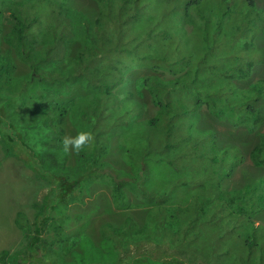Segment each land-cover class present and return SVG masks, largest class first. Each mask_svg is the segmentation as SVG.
<instances>
[{"label": "rangeland", "instance_id": "1", "mask_svg": "<svg viewBox=\"0 0 264 264\" xmlns=\"http://www.w3.org/2000/svg\"><path fill=\"white\" fill-rule=\"evenodd\" d=\"M13 1L22 0H0V252H18L29 260L28 264H52V259L56 257L59 264H73L80 255L89 264H112L121 258L124 251L119 239L128 241L133 248L139 247L147 251L157 249L158 245L161 249L159 252L173 250L162 249L161 244L164 243L161 241L157 245V242L148 240V232L150 234L155 227L153 216L162 206L181 204L183 210L188 209L193 197L191 194L197 193L201 177L193 175L194 178L191 179V173L179 175L162 162L147 161L148 179L144 188L166 192L167 198L161 204L148 202L146 197L140 193L139 195L132 180L138 179L135 178L138 165L133 163L132 153L137 154L138 147L141 146L135 140L148 133V128L144 131L145 128L142 129L141 126L145 124V120L157 114V107L152 103L149 92L145 88L139 89L136 79L158 76L167 80L174 77L173 73L166 68L151 69L144 64L130 65L122 69V79L113 85V96L107 99L99 84L85 83L82 79L84 77H79L81 67H78V59L86 63L90 51L89 41L78 32L82 23L76 14H83L88 21L95 22L103 13V4L101 0H62L63 12L67 11L75 19L73 26L76 33L73 35L71 31L69 35L62 37L58 64L65 73L75 75L73 80L70 75H66L64 86L56 81V88L60 91H66L70 85L67 92L48 95L38 81L31 77L28 63L5 41V35L13 22L10 15ZM150 1L157 4L156 15L150 17V21H154L164 7L172 6L174 2L181 4L183 0ZM256 1L258 6L264 7V0ZM54 4L50 6V3L44 1L34 5L26 0L22 5L25 11L38 20L25 43V48L34 54L42 53L47 45L54 43V33L50 30L56 24L52 10H60V6ZM190 15L196 23V13L190 11ZM145 27L146 22L143 28H134L130 35L139 38ZM170 30L182 35L180 52H189V40H192L190 34L193 30L191 22L187 19L182 22L173 20ZM108 34V39H116V26L113 23L109 24ZM229 39L216 47V54L226 57L234 53L248 54L251 61L249 72L241 75L242 77L232 78L236 91L246 92L251 83L264 79V61L255 48L264 45V36L256 35L253 46L248 40L240 38L235 44V50L234 47L226 46ZM177 40V37L170 38L171 43L164 42L161 47L151 41V49L160 50L165 44L164 49L175 55L178 52L175 48ZM111 55L117 57L114 50ZM3 58H8L12 64V70L8 74L2 70L5 65ZM110 63L115 64L113 61ZM99 64L98 69L101 70L108 61L102 57ZM48 66L55 68L50 63ZM90 69L93 71L92 67ZM231 83L230 86L234 85ZM216 92L219 94L220 90ZM225 95L229 97L227 90ZM244 99L246 100L245 96L239 95L234 102ZM62 103L68 104L66 113L62 119L52 120V117H56L55 105ZM254 105L260 116V124L254 131L238 124L235 117L231 120L227 111L216 116L205 103L190 105V108H195L196 116L192 117L194 109H189L191 114L189 112L186 129H190L191 124L192 129L211 130L219 146L238 147L243 155V161L230 175L219 177L220 188L227 196L236 195L239 188L244 191L247 183L255 182L257 178L260 181L264 177V158L259 166L254 165L250 159V152L259 141V133L264 135V97ZM82 112L86 118L81 115ZM97 114L102 116L98 118ZM93 122L96 123L91 124ZM79 130L93 134V146L78 154H66L63 151L62 137L74 135ZM204 133L206 131L202 132ZM109 169L122 173L129 180L120 185L123 193L120 199L107 178ZM243 197L250 198L252 203L256 202L254 191ZM45 200L53 210L50 211L40 235L43 247L32 254L28 251V244L30 235L33 234L34 216L38 211L35 205L39 206ZM127 218L134 221L136 228L142 229L137 242L135 233L130 237L125 234L124 224L128 222ZM250 220L258 225V233L264 242V205L254 209ZM235 221L237 217L234 216L228 223L231 225ZM245 227L246 224L236 232L244 231ZM181 253L184 257L188 255L186 251ZM193 263L202 264L199 258Z\"/></svg>", "mask_w": 264, "mask_h": 264}, {"label": "trees", "instance_id": "2", "mask_svg": "<svg viewBox=\"0 0 264 264\" xmlns=\"http://www.w3.org/2000/svg\"><path fill=\"white\" fill-rule=\"evenodd\" d=\"M25 1L11 2L13 7L10 8V15L13 22L5 35V41L28 63L31 77L38 81L44 93L58 95L67 92L70 85L66 91H60L58 87L56 88V81L64 86L67 81L66 75H70V79L73 80L75 74L65 73L58 64V58L62 37H66L71 31L73 35L76 33L73 26L75 19H72L67 11L63 12L62 0H55L56 4L53 0H27L34 5L45 1L50 3V6L53 4L60 6V10H52L56 23L50 29L54 33V43L47 45L42 53L34 54L25 48V43L38 20L24 10L22 5ZM101 2L103 13L95 22L91 23L83 14H76L82 23L78 32L89 41L87 42L90 51L86 63L78 59V67H81L79 77L83 76L85 83L99 84L109 99L113 96L111 92L113 85L122 79V69L130 65L144 64L151 69L166 68L174 75L167 80L158 76H142L136 79L137 87L145 88L152 103L157 107V114L145 120V124L141 126L142 129L145 128L144 131L148 128V133L135 140L141 145L137 154L132 153L133 163L138 165L135 176L138 179H132L136 184V191L146 197L148 202L161 204L167 198L166 192L144 188L148 179L147 161L162 162L179 175L191 173V179L194 178L193 175L201 177L197 193L191 194L193 197L189 201L188 209L183 210L181 204L162 206L153 216L155 227L150 234L148 232V240L157 242V245L160 244L158 241H161L164 243L161 244L162 249L173 250L159 252L161 249L158 245L157 249L147 251L139 247L133 248L129 246L128 241L119 239L124 251L121 258L112 264H194L197 258L202 264H264V242L258 233V225L250 220L254 209L264 205L262 183L264 177H261L260 181L257 178L255 182L247 183L244 191L239 188L236 195L227 196L220 188L219 177L230 175L243 161L240 149L219 146L211 130H203L206 131L204 135L203 131L192 129L191 124L190 129H186L189 112L191 114L189 109H194L192 117L196 116L195 108H190L192 103H205L216 116L227 111V116L231 120L235 117L238 124L247 126L251 131L259 126V110L254 104L264 97V79L251 83L246 92L238 93L232 78L242 77L241 75L249 72L251 61L248 54L218 56L215 49L228 38L230 39L226 46L234 47V50L240 38L248 40L253 46L256 35L264 36V7L258 6L256 0H183L181 4L174 2L172 6L164 7L157 20L150 21V17L156 15L155 1L101 0ZM190 11L196 13V23ZM183 19L191 22L193 30L190 34L192 40H189L190 51L181 53L182 35L171 31L170 25L173 20L182 22ZM145 22L146 27L139 38L130 35L134 28L138 26L143 28ZM110 23L116 26L117 36L114 40L108 39ZM175 37L178 38L175 43L178 52L175 55L164 49L165 44L160 50L151 49L152 43L161 47L164 42L170 44V38ZM255 48L264 61V45ZM112 50L116 52L117 57L111 55ZM102 57L107 59L108 64L99 70V60ZM111 61L115 64H111ZM3 62L5 65L2 66V70L10 73L12 64L9 59L3 58ZM49 63L55 68H50ZM117 65L122 67L119 68ZM231 82L234 85L230 86ZM218 89L219 94L216 92ZM226 90L229 97L225 95ZM239 95L245 96L246 100L235 103L234 100ZM67 108V103L56 104V117H52V120L62 119ZM93 109L96 111V106ZM42 111L46 112L45 109ZM81 115L86 118L84 112ZM97 115L98 118L102 116ZM116 122L121 123L118 120ZM263 147L264 135L259 133V141L250 152V159L256 166H259L264 158ZM107 173L114 193L118 199L122 198L120 185L125 181L128 183L129 180L113 169H109ZM250 191L255 192L256 202L252 203L250 198L243 197ZM244 192L246 193L243 194ZM35 206L38 207V211L34 216L33 234L30 235L28 244V251L32 254L43 247L40 235L49 219L50 211L53 210L49 208L46 200ZM234 216L237 217V221L230 225L228 220ZM127 219L128 222L124 224L125 234L130 237L135 233L137 242L142 229L136 228L132 219ZM17 222L20 223L19 219ZM244 224H246L244 231L236 232ZM181 251H186L188 255L184 257ZM129 252L131 254H128ZM75 259L73 264H89L82 255ZM57 260V257L53 258L52 264H59ZM0 262L28 264L29 260L18 252L10 253L9 250H3L0 252Z\"/></svg>", "mask_w": 264, "mask_h": 264}, {"label": "clouds", "instance_id": "3", "mask_svg": "<svg viewBox=\"0 0 264 264\" xmlns=\"http://www.w3.org/2000/svg\"><path fill=\"white\" fill-rule=\"evenodd\" d=\"M94 144V136L86 130H79L74 135L62 137L63 151L68 153H80L86 148H91Z\"/></svg>", "mask_w": 264, "mask_h": 264}]
</instances>
